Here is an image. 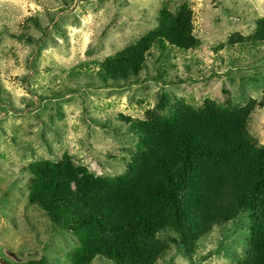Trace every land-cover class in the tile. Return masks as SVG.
I'll use <instances>...</instances> for the list:
<instances>
[{
    "label": "rangeland",
    "instance_id": "1",
    "mask_svg": "<svg viewBox=\"0 0 264 264\" xmlns=\"http://www.w3.org/2000/svg\"><path fill=\"white\" fill-rule=\"evenodd\" d=\"M183 2L199 45L152 48L137 82L93 86L99 62L151 30L163 6L175 10ZM263 17L264 0H0V260L67 264L76 244L72 231L53 228L27 200L28 163L66 153L96 176L121 175L125 169L105 156L135 148L124 118L144 120L159 91L193 105L224 100L222 90L238 105L258 99L264 42L236 35H252ZM61 91L64 97L45 99ZM249 127L264 145V107L254 110ZM223 232L209 235L198 251L202 259L169 253L157 264H228V252L241 248L215 252ZM91 264L114 263L97 256Z\"/></svg>",
    "mask_w": 264,
    "mask_h": 264
},
{
    "label": "trees",
    "instance_id": "2",
    "mask_svg": "<svg viewBox=\"0 0 264 264\" xmlns=\"http://www.w3.org/2000/svg\"><path fill=\"white\" fill-rule=\"evenodd\" d=\"M191 19L187 2L175 10L163 6L151 30L98 63L93 86L137 82L152 48L199 45ZM254 24L252 35L237 39L264 42V17ZM222 93L220 102L193 105L162 90L144 120L124 118L135 148L105 156L125 169L121 175L96 176L66 153L24 167L27 200L53 228L76 236L67 264H91L97 256L114 264H157L169 253L192 262L215 228L224 230L215 252L241 248L228 252V264H264V145L249 129L254 110L264 107V89L244 105L229 90ZM237 227L245 229L236 233Z\"/></svg>",
    "mask_w": 264,
    "mask_h": 264
},
{
    "label": "water",
    "instance_id": "3",
    "mask_svg": "<svg viewBox=\"0 0 264 264\" xmlns=\"http://www.w3.org/2000/svg\"><path fill=\"white\" fill-rule=\"evenodd\" d=\"M0 264H8V263H5V262H3V261L0 260Z\"/></svg>",
    "mask_w": 264,
    "mask_h": 264
}]
</instances>
